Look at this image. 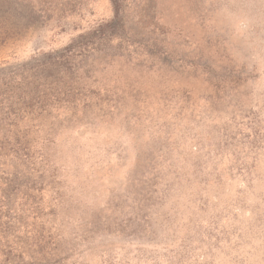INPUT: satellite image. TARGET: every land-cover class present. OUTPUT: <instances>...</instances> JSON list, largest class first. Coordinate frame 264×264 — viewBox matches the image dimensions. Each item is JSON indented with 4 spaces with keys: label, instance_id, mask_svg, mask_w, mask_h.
I'll use <instances>...</instances> for the list:
<instances>
[{
    "label": "rangeland",
    "instance_id": "1",
    "mask_svg": "<svg viewBox=\"0 0 264 264\" xmlns=\"http://www.w3.org/2000/svg\"><path fill=\"white\" fill-rule=\"evenodd\" d=\"M0 264H264V0H0Z\"/></svg>",
    "mask_w": 264,
    "mask_h": 264
}]
</instances>
